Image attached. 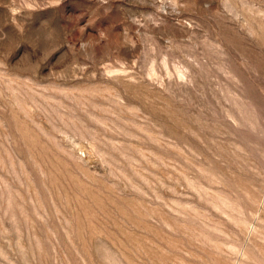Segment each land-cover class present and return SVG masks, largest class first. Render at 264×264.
<instances>
[{
  "label": "rangeland",
  "instance_id": "1",
  "mask_svg": "<svg viewBox=\"0 0 264 264\" xmlns=\"http://www.w3.org/2000/svg\"><path fill=\"white\" fill-rule=\"evenodd\" d=\"M0 264H264V0H0Z\"/></svg>",
  "mask_w": 264,
  "mask_h": 264
}]
</instances>
